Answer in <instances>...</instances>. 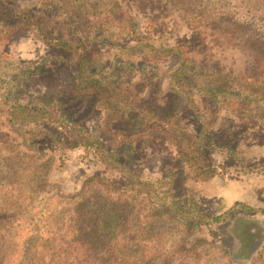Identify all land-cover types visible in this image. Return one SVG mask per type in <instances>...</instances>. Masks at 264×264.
Segmentation results:
<instances>
[{"label":"rangeland","instance_id":"374dc122","mask_svg":"<svg viewBox=\"0 0 264 264\" xmlns=\"http://www.w3.org/2000/svg\"><path fill=\"white\" fill-rule=\"evenodd\" d=\"M13 9L81 48L0 22V264H264V0H0ZM44 96L77 129L29 127L30 147L4 112Z\"/></svg>","mask_w":264,"mask_h":264},{"label":"trees","instance_id":"16d2710c","mask_svg":"<svg viewBox=\"0 0 264 264\" xmlns=\"http://www.w3.org/2000/svg\"><path fill=\"white\" fill-rule=\"evenodd\" d=\"M15 11V13L18 14H22V18L21 20H18V18L16 20H13L11 23L6 22L5 20V16H0V22H1L5 27H6V31H9V27H11L12 25H15L16 23H18V21L21 22V25H31L34 27H37V29L40 30V32L44 35L46 41H52V43L54 45L60 46L62 45L63 47L66 45H70L67 46L69 49H71L72 51H77L76 49L81 48L80 47V43H78V45L74 46V48L71 47L72 42H63V39L55 36L53 34V32H47L46 28L43 27V21L40 19V17L35 14L34 12L30 11V10H16L13 9ZM2 13L6 14V16L9 14L7 11H3ZM17 15V14H16ZM23 21V22H22ZM133 29V28H131ZM134 32V30H132ZM81 40V39H80ZM79 40V41H80ZM143 41V40H140ZM149 42L145 41V44L147 45ZM73 46V45H72ZM151 52L148 53V57H158L160 56V54L162 52H168L169 50L167 49H162V48H155L153 47V44H151ZM81 55H79L78 57V65H77V71L79 73L78 78H82V71H84L85 69H88V66L86 63L83 64V62L81 61ZM83 60V58H82ZM91 87H89L88 89H90ZM103 92H100L99 97H101V99L105 102V104L110 105V106H115L116 102L114 103V97H115V92H116V88L114 87V84L110 83V86H108L106 89H103ZM118 100V99H117ZM116 101V100H115ZM51 102H55L56 105H53ZM56 107L58 108L57 110H52V107ZM62 108H60V102L55 100L54 98H51V96H44L43 98H37L35 100H32L28 103H24V104H20L19 102H14V104L8 106V108L5 110V121L10 124V125H18L20 127H22V129H24V136L23 139L25 142H30L28 145L30 147H33V145L36 143L37 141H35L34 135L35 132H37V130L33 131L30 130L29 127L31 128H37L38 126L41 127V129L43 131H49L51 134L50 136L52 137V139H54V137L57 135H59V129L62 128V124L67 122L68 124H71L72 127L77 129L76 123L70 119V118H66L63 117L61 114V110ZM59 118V119H58ZM153 119V118H150ZM141 124L146 125L145 127L148 128H153V129H157V130H163L165 128L163 123H158V122H150L149 120L148 122H141ZM52 131V132H51ZM48 133V132H47ZM49 135V133H48ZM89 136V135H88ZM78 142V140H77ZM83 145H87L88 147H92L95 149V151H97L99 153V155L101 156V158L104 160L105 163L107 164H111L112 160H113V154L110 153L109 151L105 150V146L102 145V143H100L99 141H97V139H95L92 136H89L88 139H84L82 141ZM112 216V215H111ZM110 216V217H111ZM256 231L255 228H249L248 231H246L248 235H252L254 234ZM63 237V236H62ZM57 251L56 248H52V251ZM63 251V252H61ZM61 252V254H63L64 256H66V258H69L70 256H72V253L70 251V248L66 247L65 249H60L59 253ZM62 260V259H61ZM57 261V260H51V263L53 264H84V263H80V262H75V261H69L67 262V260L65 261ZM96 264H126L125 262H119V261H112V260H107L103 263L101 262H94ZM93 264V263H91Z\"/></svg>","mask_w":264,"mask_h":264}]
</instances>
